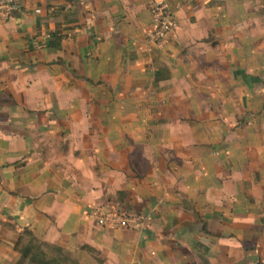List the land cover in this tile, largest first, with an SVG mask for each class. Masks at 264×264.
<instances>
[{"label":"crops","instance_id":"obj_1","mask_svg":"<svg viewBox=\"0 0 264 264\" xmlns=\"http://www.w3.org/2000/svg\"><path fill=\"white\" fill-rule=\"evenodd\" d=\"M155 1L0 0V264L26 229L87 264H264V0H168L147 48Z\"/></svg>","mask_w":264,"mask_h":264},{"label":"built area","instance_id":"obj_2","mask_svg":"<svg viewBox=\"0 0 264 264\" xmlns=\"http://www.w3.org/2000/svg\"><path fill=\"white\" fill-rule=\"evenodd\" d=\"M152 12L154 24L153 28L147 32L145 41L147 48H161L176 30V13L168 0H156ZM87 215L102 226L135 228L141 223L137 214L102 203L91 205Z\"/></svg>","mask_w":264,"mask_h":264},{"label":"trees","instance_id":"obj_3","mask_svg":"<svg viewBox=\"0 0 264 264\" xmlns=\"http://www.w3.org/2000/svg\"><path fill=\"white\" fill-rule=\"evenodd\" d=\"M63 37L62 32L59 29L56 30L47 43L48 47L60 50ZM26 237L27 239H25ZM46 246L55 250L57 254H50L45 249ZM16 248L19 257L14 264H65L69 260L62 247L43 243L28 229L20 236Z\"/></svg>","mask_w":264,"mask_h":264},{"label":"rangeland","instance_id":"obj_4","mask_svg":"<svg viewBox=\"0 0 264 264\" xmlns=\"http://www.w3.org/2000/svg\"><path fill=\"white\" fill-rule=\"evenodd\" d=\"M27 239V237L25 238ZM49 246H57V245H53V244H48ZM50 254L55 255L57 254L55 250L49 248L48 246H46L45 248ZM64 249V254H66L69 258V260L65 263V264H87V259H85L81 254L70 251L68 249ZM15 250L17 251V248H15ZM19 257L18 251H17V256L14 258V260L11 263L8 264H14L17 259Z\"/></svg>","mask_w":264,"mask_h":264}]
</instances>
